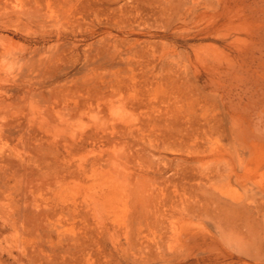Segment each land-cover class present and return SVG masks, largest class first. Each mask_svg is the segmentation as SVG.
<instances>
[{
    "label": "rangeland",
    "instance_id": "374dc122",
    "mask_svg": "<svg viewBox=\"0 0 264 264\" xmlns=\"http://www.w3.org/2000/svg\"><path fill=\"white\" fill-rule=\"evenodd\" d=\"M263 25L264 0H0V264H264L229 128Z\"/></svg>",
    "mask_w": 264,
    "mask_h": 264
},
{
    "label": "bare ground",
    "instance_id": "6f19581e",
    "mask_svg": "<svg viewBox=\"0 0 264 264\" xmlns=\"http://www.w3.org/2000/svg\"><path fill=\"white\" fill-rule=\"evenodd\" d=\"M245 1L246 0H243V2H245ZM262 18H263V15H262ZM238 19H239V17H238ZM246 19H244V20H246ZM246 21H245V23H246ZM242 22H243V19H242ZM260 22H261V20H260ZM252 27H253V25H252ZM263 27H264V25H263ZM242 30H243V28H242ZM252 33H253V30H252ZM255 37H256V35H255ZM259 39H260V37H259ZM263 42H264V40H263ZM262 44L263 43H261V46H262ZM253 45H255V44H253ZM262 49H263V47H262ZM246 54H247V52L245 53V55ZM256 91L257 92L254 94L250 93L252 96L249 99L247 98L248 100H247L246 104L240 108L241 117L231 116L229 128H230V131L232 133V137H233L234 141L245 151V154H246L244 159H242L243 177L249 176V177L256 179L255 183H253V186L256 188L258 187V188H261L264 190V171L261 172V169L264 167V88L261 87L260 89H258ZM245 177L242 180L238 179L239 177H237V182L238 183L242 182V184H244L243 182H245V180H246ZM247 187H248V185H247ZM236 197H238V196L236 195ZM240 197L241 196H239V198Z\"/></svg>",
    "mask_w": 264,
    "mask_h": 264
}]
</instances>
